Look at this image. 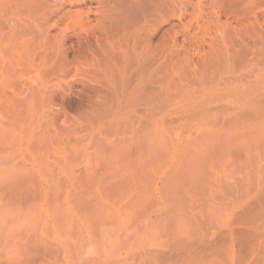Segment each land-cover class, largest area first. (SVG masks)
Here are the masks:
<instances>
[{"label":"rangeland","instance_id":"rangeland-1","mask_svg":"<svg viewBox=\"0 0 264 264\" xmlns=\"http://www.w3.org/2000/svg\"><path fill=\"white\" fill-rule=\"evenodd\" d=\"M13 3L0 264H264V0Z\"/></svg>","mask_w":264,"mask_h":264},{"label":"bare ground","instance_id":"bare-ground-1","mask_svg":"<svg viewBox=\"0 0 264 264\" xmlns=\"http://www.w3.org/2000/svg\"><path fill=\"white\" fill-rule=\"evenodd\" d=\"M12 1L14 2V0H1V1H0V16H1V13L3 12V10H5L6 8H7V9H11V8H12V7L10 6V5L13 3ZM16 1H17V0H16ZM11 2H12V3H11ZM15 3H16V2H15ZM13 4H14V3H13ZM16 4H17V3H16ZM2 37H3V36H0V39H2ZM3 40L6 41V42H8V38H6V36H4V39H3ZM0 41H1V40H0ZM8 47H11V46H8ZM1 59H4V57H1ZM2 63H4V61H2ZM5 66H7V65L5 64ZM10 68H12V66H11ZM2 71H3V68L1 69V72H2ZM10 103L13 105L12 102H10ZM12 105H11V108L14 107V106L12 107ZM8 107H9V106H8ZM5 111H6V110H5ZM5 111H4V112H5ZM10 112H12V111H10ZM5 128H6V127H5V123L2 122V121H0V139H1V140H3V139L5 140V136H4L5 134L3 133V132L6 130ZM6 131H7V130H6ZM2 135H3V136H2ZM1 137H2V138H1ZM7 137H8V136H7ZM144 138H145V137H144ZM150 140H151V139H150ZM137 141H138V140H137ZM153 141H154V140H153ZM157 141H158V140H157ZM149 142H150V141H149ZM139 143H140V142H139ZM145 143H146V142H145ZM145 143H143V144H145ZM143 144H141V145L144 146ZM152 144H154V143H152ZM148 145H149V143H148ZM148 147H149V146H148ZM151 147H152V146H151ZM135 148H137V146H136ZM143 149H144V148H143ZM154 149H155V148H154ZM155 151H156V150H155ZM126 152H127V150L125 151L124 154L127 155L129 152H128V153H126ZM137 152H138V151H137ZM144 152H145V151H144ZM146 152H147V151H146ZM150 152H151V151H150ZM153 152H154V150H153ZM156 152H157V151H156ZM156 152H155V153H156ZM140 155H141V154H140ZM143 155H145V154H143ZM120 156H121V155H120ZM153 156H154V155H153ZM121 157H123V156H121ZM121 157H119V158H121ZM129 157H131V156H129ZM129 157H128V158H129ZM123 158H124V160H125V159L127 160V157H126V158L123 157ZM123 158H121L120 160L118 159V161H121V160L123 161ZM133 158H134V157H133ZM136 159H140V160H139L140 163H145V161H144V162H141V156H140L139 158L137 157ZM136 159H135V158H134L133 160L131 159L132 162L128 159V162L130 161V162H129V163H130V166H132L131 164H134L135 162H138V160H136ZM144 159H146V158H144ZM126 160L124 161V163L126 162ZM134 161H135V162H134ZM116 162H117V161H116ZM133 162H134V163H133ZM113 163H114V162H113ZM113 163H112V164H113ZM138 163H139V162H138ZM138 163H136V164L139 165ZM126 164H128V163H126ZM128 165H129V164H128ZM133 166H135V164H134ZM138 193H139V192H137V194H138ZM142 193H143V192L139 193V195H144V193H143V194H142ZM136 196H138V195L134 194L133 199H132V200L135 201V203H136V201L138 202L139 200H143V198H144V196H143V198H142V196H140L142 199L139 198V200H137V199L135 198ZM145 197L147 198L146 195H145ZM134 198H135V199H134ZM144 200H146V199L144 198ZM134 201H133V202L131 201L130 203L133 204ZM146 201H147V200H146ZM135 203H134V204H135ZM134 204H133V205H134ZM142 204H145V202H144V203L142 202ZM142 204H141V206H144V205H142ZM145 205H146V204H145ZM135 206H139V207H140V203H137V205H135Z\"/></svg>","mask_w":264,"mask_h":264}]
</instances>
